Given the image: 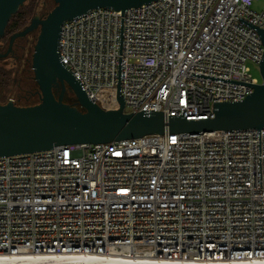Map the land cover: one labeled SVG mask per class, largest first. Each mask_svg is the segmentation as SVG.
Wrapping results in <instances>:
<instances>
[{
  "label": "built area",
  "instance_id": "built-area-1",
  "mask_svg": "<svg viewBox=\"0 0 264 264\" xmlns=\"http://www.w3.org/2000/svg\"><path fill=\"white\" fill-rule=\"evenodd\" d=\"M257 0H155L125 10V112L215 117L260 81ZM122 10L62 25L60 54L103 109L117 97ZM147 134L0 156V254L264 262V128Z\"/></svg>",
  "mask_w": 264,
  "mask_h": 264
},
{
  "label": "water",
  "instance_id": "water-1",
  "mask_svg": "<svg viewBox=\"0 0 264 264\" xmlns=\"http://www.w3.org/2000/svg\"><path fill=\"white\" fill-rule=\"evenodd\" d=\"M27 0H0V38L6 33L12 16ZM155 0H54V8L41 18L34 16L11 40L39 28L32 67L41 93L37 104L23 106L13 100L0 103V156L50 150L57 146L82 143H106L138 138L147 134L197 133L216 130L264 128V53L260 62L262 82L245 99L215 101V117L188 119L162 110L143 109L125 112L121 95L122 52L125 10ZM112 8L122 10L120 58L117 97L119 109L105 110L88 96L79 77L71 71L60 54V36L65 21L89 10ZM264 43V28H258ZM7 54V53H6ZM2 54L0 53V56ZM63 90L57 93V88ZM71 90L76 104L65 100ZM21 264V263H15ZM48 264V263H43Z\"/></svg>",
  "mask_w": 264,
  "mask_h": 264
},
{
  "label": "rangeland",
  "instance_id": "rangeland-1",
  "mask_svg": "<svg viewBox=\"0 0 264 264\" xmlns=\"http://www.w3.org/2000/svg\"><path fill=\"white\" fill-rule=\"evenodd\" d=\"M53 4L55 5L54 0H27L20 9L22 11H28L32 6L33 8L27 16V24L21 29L27 26L34 16L37 15L41 18L47 16V14L51 11H49V9L53 7ZM253 8L258 11L262 10L264 8V0L255 1ZM36 33H39V28L32 31L31 34L24 39L18 40L19 47L16 49V56L10 55L3 58L0 57V69L9 72V77L11 78L8 100L25 104L23 100L24 94H26L32 86L38 85L35 80V73L32 67L34 47L37 40ZM12 34L13 33L8 34L3 40L1 51L4 53L8 51V40ZM250 66L254 76L262 81L259 65L251 62ZM8 100L4 103L8 102ZM38 100L41 101V96Z\"/></svg>",
  "mask_w": 264,
  "mask_h": 264
},
{
  "label": "bare ground",
  "instance_id": "bare-ground-1",
  "mask_svg": "<svg viewBox=\"0 0 264 264\" xmlns=\"http://www.w3.org/2000/svg\"><path fill=\"white\" fill-rule=\"evenodd\" d=\"M264 264L245 261L178 262L156 257H113L80 255L7 256L0 254V264Z\"/></svg>",
  "mask_w": 264,
  "mask_h": 264
},
{
  "label": "trees",
  "instance_id": "trees-1",
  "mask_svg": "<svg viewBox=\"0 0 264 264\" xmlns=\"http://www.w3.org/2000/svg\"><path fill=\"white\" fill-rule=\"evenodd\" d=\"M54 6L55 5L53 4L52 8H54ZM32 8L33 6L29 8L28 11H22L20 9L17 13H15L12 16L8 24L7 30H6V35L19 31L24 25L27 24V16L32 11ZM52 8H50L49 11L52 10ZM38 34L39 33H36V39H37ZM9 87H11V78L9 77V72H6L0 69V103H4L5 101L8 100ZM40 96H41V93H40L39 86L35 85V86H32L27 91L26 94H24L23 100L25 104L17 103V102L16 103L18 105H23V106L37 104L40 102L38 100ZM65 100L71 104H74L73 98L71 97H65Z\"/></svg>",
  "mask_w": 264,
  "mask_h": 264
},
{
  "label": "flooded vegetation",
  "instance_id": "flooded-vegetation-1",
  "mask_svg": "<svg viewBox=\"0 0 264 264\" xmlns=\"http://www.w3.org/2000/svg\"><path fill=\"white\" fill-rule=\"evenodd\" d=\"M31 34V33H29ZM29 34L25 35V36H22V37H18L16 38L14 41L11 40V35H10V38L8 40V51H6L5 53L1 51L2 49V43H3V40L4 38L7 37L6 33L3 37L0 38V53L2 54L0 57L3 58L5 56H10V55H13V56H16V49L19 47V44H18V40L19 39H24L25 37H27ZM7 53V54H6ZM62 88L61 87H58L57 88V93L60 94L62 92ZM65 97H71L73 98V101H74V104H76V99H75V95L74 93L71 91V90H68L65 92Z\"/></svg>",
  "mask_w": 264,
  "mask_h": 264
}]
</instances>
